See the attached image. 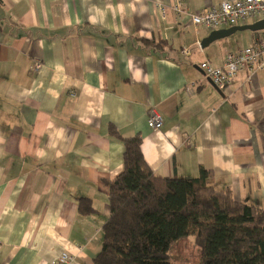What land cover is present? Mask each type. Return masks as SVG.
<instances>
[{
    "label": "crops",
    "instance_id": "0c3cea01",
    "mask_svg": "<svg viewBox=\"0 0 264 264\" xmlns=\"http://www.w3.org/2000/svg\"><path fill=\"white\" fill-rule=\"evenodd\" d=\"M180 1L202 14L223 0ZM173 3L0 0V264H51L62 253L92 264L109 216L106 182L123 170L110 125L140 135L154 174L210 171L214 188L264 210V72L240 71L219 90L200 69L222 66L264 31L201 47L210 33ZM151 110L162 117L158 131L147 124ZM80 198L92 213L80 214Z\"/></svg>",
    "mask_w": 264,
    "mask_h": 264
},
{
    "label": "trees",
    "instance_id": "16d2710c",
    "mask_svg": "<svg viewBox=\"0 0 264 264\" xmlns=\"http://www.w3.org/2000/svg\"><path fill=\"white\" fill-rule=\"evenodd\" d=\"M159 48L163 41H142ZM108 134L123 146V170L106 182L109 216L92 264H170L168 252L192 236L201 264H264V210L217 190L210 171L197 178L154 174L141 152V137ZM80 214L93 212L78 199Z\"/></svg>",
    "mask_w": 264,
    "mask_h": 264
},
{
    "label": "built area",
    "instance_id": "2783aa9c",
    "mask_svg": "<svg viewBox=\"0 0 264 264\" xmlns=\"http://www.w3.org/2000/svg\"><path fill=\"white\" fill-rule=\"evenodd\" d=\"M173 1L171 9L174 14L188 15L193 27H201L208 33L264 19V0H223L219 5L211 6L202 14H190L180 0ZM157 9L164 16V5L158 4ZM181 53L189 56L190 49L183 48ZM41 68L42 63L35 61L33 70L37 72ZM200 69L204 79L211 81L219 90L228 87L240 71L246 70L249 79L258 77L264 72V38L252 42L247 47L229 51L220 67H213L203 62ZM147 124L153 131H158L162 126L161 115L155 110L149 111ZM72 259L67 253H62L51 264H70Z\"/></svg>",
    "mask_w": 264,
    "mask_h": 264
},
{
    "label": "rangeland",
    "instance_id": "374dc122",
    "mask_svg": "<svg viewBox=\"0 0 264 264\" xmlns=\"http://www.w3.org/2000/svg\"><path fill=\"white\" fill-rule=\"evenodd\" d=\"M170 264H201L200 248L192 236L180 240L168 252Z\"/></svg>",
    "mask_w": 264,
    "mask_h": 264
},
{
    "label": "water",
    "instance_id": "95a60500",
    "mask_svg": "<svg viewBox=\"0 0 264 264\" xmlns=\"http://www.w3.org/2000/svg\"><path fill=\"white\" fill-rule=\"evenodd\" d=\"M264 31V19L259 20L251 25H244V26H234L228 29H220L212 31L206 38L201 41V47H206L209 43L214 42L216 40H220L230 35L234 34L237 31ZM211 83V81L208 80ZM214 86V85H213ZM215 87V86H214Z\"/></svg>",
    "mask_w": 264,
    "mask_h": 264
}]
</instances>
